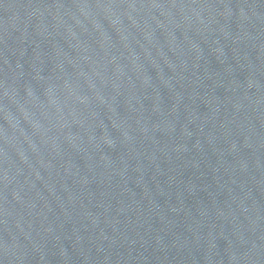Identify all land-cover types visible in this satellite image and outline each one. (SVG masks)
I'll list each match as a JSON object with an SVG mask.
<instances>
[{
  "label": "water",
  "instance_id": "95a60500",
  "mask_svg": "<svg viewBox=\"0 0 264 264\" xmlns=\"http://www.w3.org/2000/svg\"><path fill=\"white\" fill-rule=\"evenodd\" d=\"M0 264H264V0H0Z\"/></svg>",
  "mask_w": 264,
  "mask_h": 264
}]
</instances>
